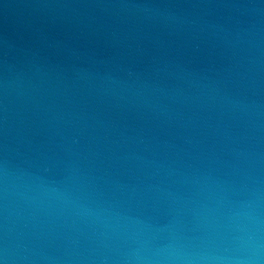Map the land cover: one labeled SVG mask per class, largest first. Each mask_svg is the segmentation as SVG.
I'll list each match as a JSON object with an SVG mask.
<instances>
[{"label":"water","instance_id":"1","mask_svg":"<svg viewBox=\"0 0 264 264\" xmlns=\"http://www.w3.org/2000/svg\"><path fill=\"white\" fill-rule=\"evenodd\" d=\"M257 219L264 0H0L7 264L231 255Z\"/></svg>","mask_w":264,"mask_h":264},{"label":"clouds","instance_id":"2","mask_svg":"<svg viewBox=\"0 0 264 264\" xmlns=\"http://www.w3.org/2000/svg\"><path fill=\"white\" fill-rule=\"evenodd\" d=\"M254 233L249 235L247 246L231 255H197L192 257H164L144 261L143 264H264V241L259 232V220L254 225ZM228 250L226 249L225 252ZM0 264H7L6 258H0Z\"/></svg>","mask_w":264,"mask_h":264}]
</instances>
